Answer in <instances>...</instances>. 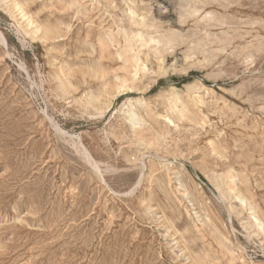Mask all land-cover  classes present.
Wrapping results in <instances>:
<instances>
[{
  "label": "rangeland",
  "instance_id": "374dc122",
  "mask_svg": "<svg viewBox=\"0 0 264 264\" xmlns=\"http://www.w3.org/2000/svg\"><path fill=\"white\" fill-rule=\"evenodd\" d=\"M0 33V264H264V0H0Z\"/></svg>",
  "mask_w": 264,
  "mask_h": 264
},
{
  "label": "bare ground",
  "instance_id": "6f19581e",
  "mask_svg": "<svg viewBox=\"0 0 264 264\" xmlns=\"http://www.w3.org/2000/svg\"><path fill=\"white\" fill-rule=\"evenodd\" d=\"M1 37H3V36H1V33H0V38H1ZM2 39H4V38H1V41H2ZM134 113H135V112H134ZM131 116H132V115H131ZM136 116H137V114H134V117H136ZM251 216H252V215H251ZM253 218H254V217H253ZM254 219H255V218H254ZM255 220H256V219H255ZM256 221H258V220H256ZM258 223H259V221H258ZM259 225L261 226L262 224H259ZM259 225H258V226H259ZM261 228H262V227H261Z\"/></svg>",
  "mask_w": 264,
  "mask_h": 264
}]
</instances>
